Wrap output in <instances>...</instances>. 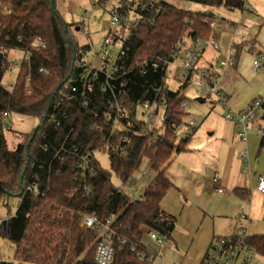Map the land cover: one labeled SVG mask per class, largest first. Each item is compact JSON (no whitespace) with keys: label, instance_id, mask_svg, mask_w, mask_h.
Instances as JSON below:
<instances>
[{"label":"trees","instance_id":"trees-1","mask_svg":"<svg viewBox=\"0 0 264 264\" xmlns=\"http://www.w3.org/2000/svg\"><path fill=\"white\" fill-rule=\"evenodd\" d=\"M5 1L13 5L11 15L3 20L4 34L11 42L20 39L19 45L29 46L40 37L45 46L33 48L32 56L21 62L11 88L2 83L10 63L0 51V190L19 199L15 212L6 219V234L0 224V235L13 246L12 259L0 257V264H97L96 232L80 227L67 209L93 213L101 223L113 216L110 264H148L151 258L142 243L144 231L154 230L164 240L172 238L177 219L161 207L173 187L166 169L176 154L189 149L194 133H177L186 115L182 103L194 70L172 90L162 67L182 39L205 41L212 37L214 9L240 10L245 0H183L205 6V13L168 0H119L111 7L110 14L131 12L139 19L129 27L121 25L106 32L121 41L125 53L116 74L119 78L111 80L115 93L125 81L122 88L126 95L119 98L120 130L109 140L110 147H105L109 129L100 115L101 108L110 107L106 103L109 93L98 89L102 77L93 82L86 108L81 101L65 97L83 52L90 48L89 43L79 45L75 40L72 26L78 24L64 21L56 0ZM107 1L96 0L95 5L103 6ZM241 45L251 52H263L248 41ZM156 96L159 119L148 126L139 121L137 105ZM11 113L36 120L35 127L22 133V141L13 149L4 134L10 127ZM56 120L60 121L57 128ZM123 137L128 138L126 143L121 141ZM122 146L124 153H115ZM98 151L108 156L109 169L95 157ZM84 155H88L87 166L81 165ZM144 162L152 175L147 177L143 197L120 191L117 179L121 186L128 185ZM32 184L40 194L25 192ZM243 190L236 188L234 192L240 195ZM58 208L63 210L61 217L55 214ZM247 243L264 259V234H249Z\"/></svg>","mask_w":264,"mask_h":264},{"label":"built area","instance_id":"built-area-1","mask_svg":"<svg viewBox=\"0 0 264 264\" xmlns=\"http://www.w3.org/2000/svg\"><path fill=\"white\" fill-rule=\"evenodd\" d=\"M95 8L96 5L94 4L90 8V12ZM12 11L13 5L10 1L0 0V51L6 55L10 63L9 72L2 80V83L6 88H11L15 81L16 76L12 74V71H18L21 62L32 56L33 48L45 46V43L40 37H36L29 46L19 45L17 42L20 41V39H18L16 43L11 42L10 36L4 34L3 20L11 15ZM134 22L135 19H133L129 13L121 15L113 12L110 14V19L108 21L109 29L107 31L114 29L117 30L121 25L129 27ZM241 39H243V37H241ZM210 45L218 55L217 65L215 68L206 67L200 70L198 73L199 84L202 88L207 89L208 93L214 94L216 103L223 107L224 117L232 123L234 133L236 134L238 141L241 143L239 156L242 160L243 169L244 171H249V136L255 134L264 138V96L253 98L245 107L239 110L227 106L225 97L217 90V81L219 80L220 72L223 68L235 63L234 51L229 50L227 53H224L213 37H210L205 41L201 39L190 40L188 45L184 48L178 43L173 49L171 60L165 61V64L162 67L165 71L164 80L166 82L167 73L169 72L168 66L172 63V59L179 57V67L182 74L177 80L179 86L183 84L187 78L188 72L191 70L195 71V67L198 64L202 53ZM124 55L125 53L122 49L121 41L113 40L108 34H105L99 43H91L89 50L83 52L78 64L79 71L73 76L70 87L65 95L67 101L79 100L81 101L82 106L86 108L88 106L89 93L92 90L93 82L98 81V79L102 77V80L97 84L98 89L102 93H109L106 103L110 105L108 108L100 109V115L109 129L105 147H110L109 140L116 137L120 130L122 108L119 98L126 95L125 89L122 88L126 82H120L121 89L118 90V93H115L114 88L111 85V80L119 78V75L116 74L122 67L120 61ZM156 65V63H152V67H156ZM263 66L264 52L255 53L252 60L253 70H260ZM213 72L215 73V76L213 75ZM27 80L29 79L27 78ZM27 92L30 93L29 85L27 86ZM157 105V96L152 100L140 102L137 105L136 110L139 121L148 126L156 124L154 121L156 120V122H158L159 119L158 114L156 113ZM182 107L186 110L188 108V103L184 101ZM59 124L60 121L56 120V128ZM197 127V120L194 117H191L177 126V133L180 136H186L194 132ZM121 141L126 143L128 138L123 137L121 138ZM124 150L125 147L122 146L117 148L115 153L123 154ZM74 151H76V148H74ZM81 160V165L83 164V166H87L88 155L82 156ZM147 173L148 171L146 168L138 170L137 174L130 179L129 184L126 186H121L117 179L120 191H124L134 198H142L146 184H144L143 187H141V185L146 176L148 177ZM212 182L215 192L221 193L224 191V187L220 184L217 177H214ZM255 190L264 194V175H258L256 178ZM26 191H30L37 195L41 193L38 191L36 184L27 187L25 192ZM67 211L80 227L87 230H94L96 232L97 246L95 262L97 264H110L113 255V246L110 242L113 216L106 220L105 223H101L93 213L74 209H67ZM55 214L58 217H61L63 215V210L58 208L55 210ZM239 218L247 222L250 220L247 213H241ZM146 234L153 241L160 244L162 243L161 237L154 230L147 229ZM248 237L249 233L247 227L244 225L240 226L231 235L213 237L208 245L202 264H261L262 258L247 243ZM140 258H142V256H140Z\"/></svg>","mask_w":264,"mask_h":264},{"label":"rangeland","instance_id":"rangeland-1","mask_svg":"<svg viewBox=\"0 0 264 264\" xmlns=\"http://www.w3.org/2000/svg\"><path fill=\"white\" fill-rule=\"evenodd\" d=\"M85 1L87 3L86 12L84 11V7L81 6L78 2L70 3L66 10L59 8L58 10L65 22H67L68 24H78V29H76L77 26H72V32L78 44L82 45L90 42L89 44L91 47V43H99L101 38L109 29L108 21L110 19L111 7L115 5V3H119V0H108L103 6L97 5L92 12H90V7L95 4L96 1ZM168 1L180 7L197 10L204 13L207 12L206 7L200 4L186 3L183 0ZM129 14L133 19H135L136 23L139 19V16L131 12ZM215 14L216 18H219L220 20H218V22H215L213 28L214 31H216L220 28L221 25H223L224 21L221 19V17L225 16L227 20H231L234 22V26L233 28L231 27V31H229V33L233 35V32H235V41H240L242 40L240 39V37H243V39H246L244 40L245 42H253V46L256 49H264L258 43V40L260 42L264 41V27H262L261 25L262 22H264V0H245L243 9L229 11L224 8H220ZM79 24L81 26H79ZM82 26H84L83 29ZM252 59L253 58L251 55L248 60V62H251V65ZM16 73L17 70L12 71V74L14 76H16ZM169 75L170 74L168 72L167 76L169 77ZM170 87L176 88L177 85L173 82H170ZM189 110L194 114L192 117L197 120L199 135H203L205 139L212 136V140L214 138H222V140H225L228 147L230 146L235 149V158L237 160H240L241 165L243 166L242 160L239 156L240 143L236 134L233 132L234 129L231 122L226 120L224 117L223 107L217 103L212 104L211 102H206L198 109H193V107H190ZM8 122L10 127L5 129L4 134L7 140L8 147L11 149L15 148L18 143L22 141V133L30 132L36 125V120L34 118L17 113L9 114ZM154 122L157 123L156 120ZM261 141L262 138L255 134H251L249 136L248 144L250 156V171L241 173V180L242 182L245 181V186L249 184V178L253 177L254 172L256 174L264 173V142L262 144ZM203 147V145H199L198 150L196 149L194 150V152H192L194 154H184L185 156H183H191L195 158L197 162H200L201 159L206 162L205 164L203 163V166H205L203 173H199L198 177L200 184V194H197L198 192L194 193L191 191L189 194H186L187 200H185V194H183V192L180 193L176 190H170L166 193L162 201V206L166 210H169V212L176 215V228L172 233L173 238L171 240H164L161 237V244L157 243L156 241H152L147 237L144 238L147 248L153 253V256L151 257L148 264H167L169 262L168 260H175L170 250L164 251L165 248L171 243V245L175 243L178 249L186 251L194 250L197 247H200L205 242L207 236L203 233V223L206 220H204L202 207L200 206H206L208 208L214 209L218 208V204H220V213L225 212V207L223 206V204L226 206V208L229 206L226 203V198L229 195V192L219 193L215 192L213 189L212 177L215 172L213 171V162L211 164V159L208 156L207 150ZM257 154H259L260 156L258 157L259 161L261 162L260 165L255 161V157L257 156ZM95 157L98 159L103 168L109 169L110 164L108 161V156L106 154L102 152H96ZM183 161L187 162V159L183 158ZM145 164L146 162L143 163L141 169L145 168ZM174 165H178V162L176 161ZM147 174L149 175L148 178L152 175L151 172H148ZM148 178L146 176V178L142 181L141 187H143L144 184L148 182ZM241 186L244 187V185ZM249 196V199H251L252 208L255 202H257V204L259 203L260 197L263 196L264 198V194L262 193H257L256 195L254 193H250ZM202 200H205L210 204H204ZM18 201V197L6 196L0 190V224L2 220L7 219L11 214L15 212ZM246 202H248V200ZM244 205L247 206L246 203ZM237 208L238 204H235L233 206L230 205V209H228L227 214L233 215L234 213H237ZM262 214L264 215V209L262 211ZM12 255V244L0 235V257L3 260H11ZM261 264H264V259H261Z\"/></svg>","mask_w":264,"mask_h":264},{"label":"crops","instance_id":"crops-1","mask_svg":"<svg viewBox=\"0 0 264 264\" xmlns=\"http://www.w3.org/2000/svg\"><path fill=\"white\" fill-rule=\"evenodd\" d=\"M95 1L96 0H94V2ZM72 2H78L81 6L84 7V11L86 12L87 3L85 0H56V8L57 10L58 8L66 10L68 5H70V3ZM219 9H214V14ZM221 19L224 21V23L216 31L213 30L212 37L217 41L224 53H227L229 50L234 51L235 63L225 66L220 72L219 80L217 81V90L223 93V95L226 97L227 106L233 109H242L253 98L257 96H264V66L260 70H253L251 62H248V60L251 55L252 58H254L255 51L251 53L249 52L250 50L248 49V46L241 45V42L246 39L235 41V32H233V35L229 33V31H231V27L233 28L234 26L233 21L227 20L225 16H222ZM216 20V22H218V20L220 19L216 18ZM261 25L262 27H264V22H262ZM83 28L84 26H82V29ZM189 42L190 39L184 38L180 41L179 44L182 48H184L188 45ZM258 43L262 48H264V41L260 42L258 40ZM260 50L264 51V49ZM217 61L218 55L211 45L208 46L202 53V56L195 67V71L194 73H192L191 85L185 92L188 108L186 109L184 120H187L194 115L192 112H190V107H193V109H198L206 102L215 104L214 94H209L207 89H204L200 86L198 73L200 72V70L206 67L215 68L217 65ZM179 65L180 58L176 57L172 59V63L168 66L170 75L169 77H166V84L172 90H175L179 86L177 78H180L182 74ZM170 82L175 83L177 87L171 88ZM211 138L212 136L205 139L203 135H199L198 128H196L188 143L189 149L185 152L176 154L172 162L166 169V175L173 183V187L170 188L168 192L170 190H176L180 193L183 192V194H185V200H187L186 194H189L191 191L194 193L198 192L197 194H200V184L198 177L199 173H203L205 169L203 163L205 164L206 162H204L202 159L200 160V162H197V160L191 156H183H185L184 154H194L192 152H194V150L196 149L198 150L199 145H203V148L207 150L208 156L211 159V164L213 162V171L215 172L212 179L214 177H217L219 179L220 184L224 187V191L221 193L229 192V195L226 198V203L229 206L226 208V206L223 204V206L225 207L224 213L219 212L220 204H218V208L214 209L208 208L206 206H200L202 207L204 220H206L203 223V233L207 236L205 242L200 247H197L194 250L186 251L178 249L175 243L173 245H171V243L165 248L164 251L170 250L175 260H168L169 262L167 264H202L206 249H208V245L214 236L231 235L238 229L239 226L242 225L247 227L248 233L250 235L264 234V215L262 214V211L264 209V198L263 196L260 197L259 203L257 204V202H255L253 208L251 207V199H249L250 193H254L255 195L259 193L255 190V182L258 175L261 174H256L254 172L253 177L249 178L250 181L247 185L248 187L245 186V181L242 182L241 180V173L247 171H244L240 160H237L235 158V149L230 146L228 147L225 140H222V138H214L213 140ZM258 157H260L259 154H257V156L255 157V161L260 165L261 162L259 161ZM183 158H186L187 162H184ZM176 161L178 162V165H174ZM262 175H264V173H262ZM252 180L254 181V184ZM241 185H244V187H242ZM236 188L244 189L242 193H240V195L243 194V197L245 198L234 192V189ZM247 200L248 202H246ZM202 202L204 204H210L205 200H202ZM245 203L247 204V206L244 205ZM235 204H238V212L234 213L233 215L227 214L228 209H230V205L233 206ZM161 207L166 212L174 215L162 206V202ZM241 213H247L250 217V220L248 222L241 220L239 218V215ZM174 216L176 217V215ZM144 232L145 233L142 239V243L151 258L153 256V253L147 248L144 241L145 237H147L148 239L150 238L147 236L146 230Z\"/></svg>","mask_w":264,"mask_h":264},{"label":"water","instance_id":"water-1","mask_svg":"<svg viewBox=\"0 0 264 264\" xmlns=\"http://www.w3.org/2000/svg\"><path fill=\"white\" fill-rule=\"evenodd\" d=\"M78 28L79 27L77 26L76 29H78ZM64 29L66 30V28H64ZM35 131H36V128L34 129L33 134L35 133ZM24 172H25V169L22 171V173L20 175L19 182H18L19 185L22 184V177H23ZM1 225H2L3 234H6V219L1 221Z\"/></svg>","mask_w":264,"mask_h":264}]
</instances>
